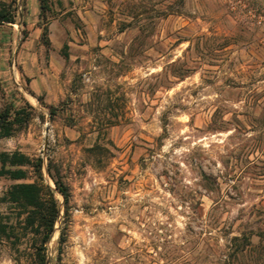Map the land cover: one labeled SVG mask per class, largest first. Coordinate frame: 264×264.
<instances>
[{
    "label": "rangeland",
    "instance_id": "374dc122",
    "mask_svg": "<svg viewBox=\"0 0 264 264\" xmlns=\"http://www.w3.org/2000/svg\"><path fill=\"white\" fill-rule=\"evenodd\" d=\"M1 3L0 109H32L0 151L71 192L46 264H264V0ZM31 181L0 176V264H37Z\"/></svg>",
    "mask_w": 264,
    "mask_h": 264
},
{
    "label": "trees",
    "instance_id": "16d2710c",
    "mask_svg": "<svg viewBox=\"0 0 264 264\" xmlns=\"http://www.w3.org/2000/svg\"><path fill=\"white\" fill-rule=\"evenodd\" d=\"M41 9L47 8V0H39ZM14 11L9 4H0V22H14ZM46 28H44V33ZM29 108L26 110L24 106L12 108L5 105L0 109V137L10 136L17 129L27 124L31 117L32 106L26 104ZM52 112V107H49ZM43 160L41 157H29L28 155L18 151H0V176L7 177L12 180H22L33 178L31 182H17L9 186L6 191V199L20 207L26 215V224L35 225L34 232L40 234V247L37 250V264H46L45 255L40 250L43 248L54 229V224L59 218V205L55 198V192H58L63 199L65 211L69 207L71 192L69 185L64 181L59 170L53 169L49 162L47 166L55 188L44 183L42 175ZM31 174V177L29 176ZM65 227L60 231V241L64 240ZM264 239V232L259 234ZM235 247L230 253V257L238 259V255H243L246 245L240 247L239 237H234ZM238 243V244H237Z\"/></svg>",
    "mask_w": 264,
    "mask_h": 264
},
{
    "label": "water",
    "instance_id": "95a60500",
    "mask_svg": "<svg viewBox=\"0 0 264 264\" xmlns=\"http://www.w3.org/2000/svg\"><path fill=\"white\" fill-rule=\"evenodd\" d=\"M46 132H47V129H46ZM45 140H46V138H45Z\"/></svg>",
    "mask_w": 264,
    "mask_h": 264
}]
</instances>
